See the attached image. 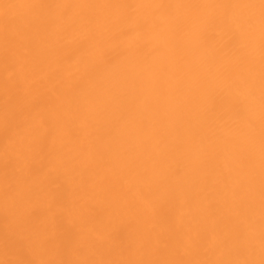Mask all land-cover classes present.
<instances>
[{"label": "bare ground", "instance_id": "1", "mask_svg": "<svg viewBox=\"0 0 264 264\" xmlns=\"http://www.w3.org/2000/svg\"><path fill=\"white\" fill-rule=\"evenodd\" d=\"M0 264H264V2L0 0Z\"/></svg>", "mask_w": 264, "mask_h": 264}, {"label": "snow or ice", "instance_id": "2", "mask_svg": "<svg viewBox=\"0 0 264 264\" xmlns=\"http://www.w3.org/2000/svg\"><path fill=\"white\" fill-rule=\"evenodd\" d=\"M262 2H264V0H262Z\"/></svg>", "mask_w": 264, "mask_h": 264}]
</instances>
